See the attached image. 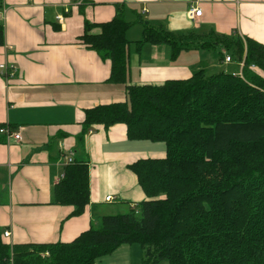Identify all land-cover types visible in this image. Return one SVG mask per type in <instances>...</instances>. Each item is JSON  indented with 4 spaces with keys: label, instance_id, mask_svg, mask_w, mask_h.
<instances>
[{
    "label": "trees",
    "instance_id": "trees-1",
    "mask_svg": "<svg viewBox=\"0 0 264 264\" xmlns=\"http://www.w3.org/2000/svg\"><path fill=\"white\" fill-rule=\"evenodd\" d=\"M138 22L143 38L136 42L127 38L134 23L123 6L109 22H85L81 41L110 62L108 82L125 85L127 98L86 110L79 142L85 146L93 126L125 124L131 140L164 144L166 157L130 166L149 200L103 217L71 243L10 246L0 234V264H96L134 244L143 249L142 264H264V77L251 69L264 72V45L239 36H177ZM147 45H167L172 59L221 45L244 64L242 76L203 69L187 80L132 86L131 47L140 53ZM89 202V165L75 160L55 187V203L79 216Z\"/></svg>",
    "mask_w": 264,
    "mask_h": 264
},
{
    "label": "crops",
    "instance_id": "crops-1",
    "mask_svg": "<svg viewBox=\"0 0 264 264\" xmlns=\"http://www.w3.org/2000/svg\"><path fill=\"white\" fill-rule=\"evenodd\" d=\"M192 5L203 11L195 20L188 16ZM118 6L134 23L127 32L131 42L141 37L136 38L142 29H135L143 28L141 20L177 36H239L264 45V0H3L0 65L14 64L18 73L9 80L0 74V126L22 137L17 142L0 136V234L10 246L71 243L98 228L103 217L138 210L149 200L130 166L166 157L164 144L131 140L125 124L93 126L85 146L79 142L86 110L127 98L125 85L108 82L110 62L81 41L86 21L109 22ZM201 51L172 59L167 45H147L140 53L132 46L129 84L190 79L206 68ZM70 152L89 165L90 202L79 216H72V206L55 203V187ZM108 197L113 200L107 202ZM131 246H121L96 264L110 257L113 264H137Z\"/></svg>",
    "mask_w": 264,
    "mask_h": 264
},
{
    "label": "rangeland",
    "instance_id": "rangeland-1",
    "mask_svg": "<svg viewBox=\"0 0 264 264\" xmlns=\"http://www.w3.org/2000/svg\"><path fill=\"white\" fill-rule=\"evenodd\" d=\"M135 27H136L135 29H138V30L142 29V31L140 33H138L141 35H138L136 37V38H139V36H141L140 39H137V40H141L143 38V28H141L140 25H136ZM131 38H133V37H131ZM191 51H194V50H191ZM201 53L202 54H200V55L205 57V65H206L205 71H206V74L208 76L217 75V74L222 73V72L237 73V72L241 71V67L238 66L237 62H234L233 64H228L225 62L227 55H230L232 57L234 55V53L228 48H225V47L219 45V46H216L215 49H212L210 51H208V50L201 51ZM223 56H224V62L222 61ZM253 72L259 73V75L264 77V72L260 71L258 68L254 69ZM160 145H162V144H160ZM131 248L133 249L134 252H136L137 264H142V261H143L142 259L144 257V252H143L142 247L138 244H134L131 246ZM109 256H111V255H109ZM104 264H113V261H111V257L105 259ZM159 264H168V262L162 261Z\"/></svg>",
    "mask_w": 264,
    "mask_h": 264
},
{
    "label": "built area",
    "instance_id": "built-area-1",
    "mask_svg": "<svg viewBox=\"0 0 264 264\" xmlns=\"http://www.w3.org/2000/svg\"><path fill=\"white\" fill-rule=\"evenodd\" d=\"M65 13L61 14L60 16L57 17V20L62 22L64 20V17L68 12V8L64 10ZM203 11L198 7V6H194L192 5L189 9L188 12V16L191 20H195L198 17L202 16ZM233 58L230 55H227L225 62L230 64L233 63ZM244 64H241V73L239 74L240 76H242V68H243ZM251 69H256L255 66H252ZM18 73V68L17 66H15L14 64H9V63H4L0 65V74L5 77L7 80H9V78H14ZM0 136H5L7 139L10 140H15L17 142L21 141V134L12 131V129H10L7 126H0ZM75 162L74 160V153L70 152L69 157L67 159V165L73 164ZM112 197H108L106 199L107 202L112 201ZM10 236L9 232H6L4 234L5 238H8Z\"/></svg>",
    "mask_w": 264,
    "mask_h": 264
}]
</instances>
